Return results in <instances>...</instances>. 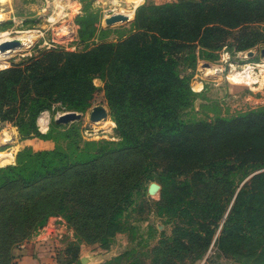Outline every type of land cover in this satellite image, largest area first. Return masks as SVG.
Here are the masks:
<instances>
[{
	"label": "trees",
	"instance_id": "obj_1",
	"mask_svg": "<svg viewBox=\"0 0 264 264\" xmlns=\"http://www.w3.org/2000/svg\"><path fill=\"white\" fill-rule=\"evenodd\" d=\"M90 7L75 16L83 48L35 44L0 68V120L22 138L53 141L24 145L15 162L0 165V264L51 213L69 209L79 229L108 246L133 190L151 178L161 183L158 212L175 218L152 264H191L218 225L223 252L264 264V104L196 116L189 110L198 90L180 70L264 41V0L144 1L116 39H106L111 28ZM97 94L115 123L113 146L82 148L73 138L81 122L38 128L43 110H84ZM80 243L66 244L68 261Z\"/></svg>",
	"mask_w": 264,
	"mask_h": 264
},
{
	"label": "rangeland",
	"instance_id": "obj_2",
	"mask_svg": "<svg viewBox=\"0 0 264 264\" xmlns=\"http://www.w3.org/2000/svg\"><path fill=\"white\" fill-rule=\"evenodd\" d=\"M55 1L0 0V36L8 32V35L10 34L11 36L23 35L27 38V43L24 46L5 50L0 54V68L30 55L34 50L35 44L38 47L61 45L66 49L83 48L84 43H81L78 38V24L75 22V16L77 13L84 12V6L88 4H92L90 8L100 11V26L111 28L106 39H116L120 31H126L134 17L136 8L134 7L129 20H119L107 24L104 20L106 15L116 9L122 11L121 7L123 6L127 9L131 7L124 5L120 0H66L65 3L68 2L69 4L63 10L59 6L60 2L55 3ZM60 1L63 2L64 0ZM263 46L264 41L235 51L224 48L217 51L216 58H199L193 67L180 66V70L190 76L193 89L198 90L199 93L194 99L189 112L195 113L196 116L202 118H212L216 113H233L237 110L264 104L263 101H260L264 100V80L261 85L257 82L258 79L261 80L264 74V56L260 54V49ZM249 50L252 51L251 54H249ZM205 61H208L209 64L203 65ZM234 78H242L252 83L232 81ZM94 82L98 85L102 84L99 77H95ZM228 85H236L237 88L229 90ZM231 89L233 88L231 87ZM245 93L248 98H245ZM97 104L106 106L107 115L97 121H91L89 112ZM65 111L67 109L59 107L58 104H55L53 109L43 110L38 116V128L41 131H45L49 127L51 120L57 121L58 114ZM77 113L78 117L76 119L61 123L66 126H69L72 122L82 123L83 129L81 133L78 135L73 134V138L78 141L82 148L92 150L102 144L109 146L115 144V140H117L114 128L115 123L109 115L108 106L102 94H97L88 107L84 110H77ZM43 114H46L47 120H49L45 128L40 124V117ZM1 127L6 128L0 129V143L4 140H10L8 138H11L13 129L15 138L14 141L8 143L12 146L0 144V165L15 162L16 152L24 145L39 146L46 144L45 142L53 145L52 140H40L38 137L22 138L16 125L9 120H0ZM1 153L11 155L12 160L10 161L8 157L2 160ZM260 169H264V167ZM153 184L157 188L152 189L151 186ZM154 189L157 190L156 193ZM160 190L161 183L157 178H151L133 190L131 202L120 213L121 228L110 236L108 246L91 240L93 239L92 230L79 229L75 219L69 217L71 209L66 211L67 215L62 212L51 213L42 226L36 227L34 235L45 226H50L49 231H52L53 226L60 229L64 225L72 232V235H70L64 229L59 230L60 233H63L62 238L67 243L80 240L88 248L90 247V249L95 251L99 250V261L78 262L77 264H101L106 262V260H112L113 264H152L156 251L154 247L159 245L162 237L172 234L175 225L173 216L160 213L157 210L156 202L160 198ZM219 230L220 225L215 229L207 249L194 260L205 257L208 264H253L254 255L223 252L217 245L216 237ZM71 236H74V239Z\"/></svg>",
	"mask_w": 264,
	"mask_h": 264
},
{
	"label": "crops",
	"instance_id": "obj_3",
	"mask_svg": "<svg viewBox=\"0 0 264 264\" xmlns=\"http://www.w3.org/2000/svg\"><path fill=\"white\" fill-rule=\"evenodd\" d=\"M118 1V0H117ZM124 5H129L131 7L130 9L126 7H121L122 11H125L129 17L132 16V13L134 11V7L138 5V3H141L143 1H155L160 2L162 0H120ZM60 2L59 6L61 9L65 10V6H67L69 3H65L66 0L61 2L60 0H56L55 3ZM58 9V8H56ZM120 9H116L115 11H119ZM66 12V11H65ZM114 12V11H113ZM264 71V69H263ZM247 78H249L247 76ZM264 80V74L263 77L257 80L259 84L261 85ZM232 81L235 82H241L244 81L246 83H252L249 80H245L242 78H234ZM199 85V84H198ZM201 85V84H200ZM231 87L233 89H231ZM199 88V87H197ZM229 90H235L237 88L236 85H228ZM261 94V92H260ZM245 98H248V95L245 93ZM251 96V95H249ZM263 101L264 100H260ZM6 127H1L0 129H5ZM15 138V132L14 129L11 132V138L9 137L7 141H2L0 144H6V146H12L10 143L11 141H14ZM47 143V142H45ZM8 157L10 161L12 160V156L9 154L1 153V158L4 160V158ZM14 160V159H13ZM50 226H45L43 229H41L38 233L35 235H32L27 240L21 242L17 246L13 248V253L11 260L8 264H77V262H97L99 261L100 254L98 253L99 250H93L88 248L87 245H85L83 242L80 243V249L79 254L77 257V260L75 261H68L70 258V253L65 249V246L67 244L66 240L62 238L63 233H60V229H64V231L67 234L72 235V232L67 229L66 226L63 225V227H52V231H49ZM60 235V236H59ZM71 238L74 239V236H71Z\"/></svg>",
	"mask_w": 264,
	"mask_h": 264
},
{
	"label": "water",
	"instance_id": "obj_4",
	"mask_svg": "<svg viewBox=\"0 0 264 264\" xmlns=\"http://www.w3.org/2000/svg\"><path fill=\"white\" fill-rule=\"evenodd\" d=\"M129 19H130L129 15L123 11H114V12H112L109 15H106L104 17V20L107 24H111V23H114L115 21H119V20H129ZM18 45H19V41H17L16 39L5 38L0 42V49L7 50V49L14 48ZM248 52H249V54L252 53L251 50H249ZM260 54L262 56H264V46L261 47ZM208 64H209L208 61L203 62V65H208ZM106 115H107L106 106H104L102 104H97L91 108V110L89 112V119L91 121H97L99 119L104 118ZM77 117H78L77 110H67L65 112L58 114L56 120L63 122V121L74 120ZM151 187H152V189L157 188V186L155 184H153Z\"/></svg>",
	"mask_w": 264,
	"mask_h": 264
},
{
	"label": "bare ground",
	"instance_id": "obj_5",
	"mask_svg": "<svg viewBox=\"0 0 264 264\" xmlns=\"http://www.w3.org/2000/svg\"><path fill=\"white\" fill-rule=\"evenodd\" d=\"M5 38H9V39H16L17 41H19V45L14 47V48H11V49H7V50H12V49H15V48H19L21 46H24V44L27 43V38L24 37L23 35H18V36H11L10 34L8 35V32H5L3 33L1 36H0V42L5 39ZM5 51V50H2L0 49V54ZM207 67V66H206ZM250 77V75H249ZM48 118L46 117V114H43L41 117H40V124L43 128H45L47 126V120ZM156 189H154V192L156 193Z\"/></svg>",
	"mask_w": 264,
	"mask_h": 264
},
{
	"label": "built area",
	"instance_id": "obj_6",
	"mask_svg": "<svg viewBox=\"0 0 264 264\" xmlns=\"http://www.w3.org/2000/svg\"><path fill=\"white\" fill-rule=\"evenodd\" d=\"M123 12H125V11H123ZM191 264H208V263H206L205 257H203L201 259H197V260L191 262Z\"/></svg>",
	"mask_w": 264,
	"mask_h": 264
}]
</instances>
